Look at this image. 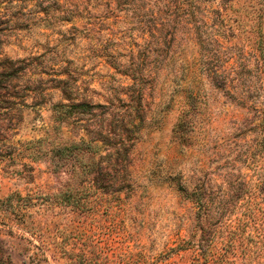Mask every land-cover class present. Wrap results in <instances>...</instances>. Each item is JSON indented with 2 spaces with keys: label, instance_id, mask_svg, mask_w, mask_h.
Returning <instances> with one entry per match:
<instances>
[{
  "label": "rangeland",
  "instance_id": "obj_1",
  "mask_svg": "<svg viewBox=\"0 0 264 264\" xmlns=\"http://www.w3.org/2000/svg\"><path fill=\"white\" fill-rule=\"evenodd\" d=\"M189 1L0 0V262L264 264V0Z\"/></svg>",
  "mask_w": 264,
  "mask_h": 264
},
{
  "label": "trees",
  "instance_id": "obj_2",
  "mask_svg": "<svg viewBox=\"0 0 264 264\" xmlns=\"http://www.w3.org/2000/svg\"><path fill=\"white\" fill-rule=\"evenodd\" d=\"M183 1V0H181ZM186 2L185 6H189L191 5L189 0H184ZM8 65V64H7ZM212 76L214 78H216V76L218 75V71L217 70H212L211 73ZM142 90V88H140ZM142 95V93H141ZM138 97L139 100V104L140 106L142 105V96ZM95 105H91L90 103L87 102H79V103H72V104H66V103H61V104H57L56 105V110L58 113H67V114H73V113H92V110L94 108ZM138 112H140L139 109H137ZM140 115V113H139ZM139 115L137 116L139 121H130L126 127H130L133 129V132H135V135L138 136L140 134V131L143 129L144 127V116L141 115L139 117ZM194 122L195 119L193 117V115H191L189 112H186L181 118L180 120L177 122L175 128H174V137L175 139L179 140L180 142H184L186 143V145L190 144L191 141V134H190V128L194 126ZM262 132L264 133V108L262 109V116L260 118V123H259ZM119 137V141L117 143V145L115 146L114 153L118 156V158H116L115 160L117 162H119L122 157L127 158L128 157V153H129V149H127L128 147H126V145L128 144V139L126 137V135L122 132L120 134H118ZM116 137V138H118ZM138 138V137H136ZM262 146L264 147V137L261 140ZM103 145H107L106 142H103V140L100 139H87V140H81L78 143H74L71 147L68 146H63V147H59L57 149V152L61 153L62 155H65L66 150L68 149H76V148H82L85 149L89 152H92L93 154L97 153V151L100 150V148ZM264 155V153H262ZM122 156V157H121ZM264 158V156H263ZM89 162V161H88ZM264 162V161H263ZM94 164L95 163H87V164H83V171L86 173H92L94 170ZM204 188L203 187H196L194 189V192L191 193V197L194 198V203L195 208L197 209L196 213L198 214L196 217V222L199 225H205V223H209V219H210V215H207V213L202 212V210L204 209V207L206 206L205 202L207 200L206 195L203 192ZM0 264H6L4 262H0Z\"/></svg>",
  "mask_w": 264,
  "mask_h": 264
}]
</instances>
